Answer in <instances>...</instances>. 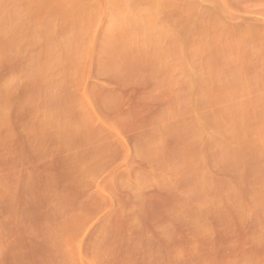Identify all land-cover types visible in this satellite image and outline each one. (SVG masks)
Returning <instances> with one entry per match:
<instances>
[{
  "label": "rangeland",
  "instance_id": "rangeland-1",
  "mask_svg": "<svg viewBox=\"0 0 264 264\" xmlns=\"http://www.w3.org/2000/svg\"><path fill=\"white\" fill-rule=\"evenodd\" d=\"M0 264H264V0H0Z\"/></svg>",
  "mask_w": 264,
  "mask_h": 264
}]
</instances>
